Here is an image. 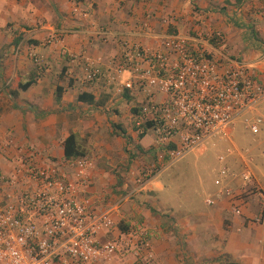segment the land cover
Returning <instances> with one entry per match:
<instances>
[{"label":"crops","instance_id":"crops-1","mask_svg":"<svg viewBox=\"0 0 264 264\" xmlns=\"http://www.w3.org/2000/svg\"><path fill=\"white\" fill-rule=\"evenodd\" d=\"M76 6L88 15L75 12ZM147 15L149 27L142 29ZM210 29L224 34L222 52L264 83V0H0V174L11 172L19 148H34L41 160L64 158V140L73 134L82 156L94 163L90 191L100 209L112 208L115 230L109 236L142 222L152 233L155 264H264V208L255 196H241L239 216L228 198L195 218L159 207L158 175L172 160L152 132L140 137L136 131L133 113L142 95L87 78L89 67L117 63L123 39L155 48L166 32ZM81 93L93 101L77 100ZM254 106L264 115V96ZM151 163L158 174L116 205ZM246 164L232 157L225 169L235 173ZM239 182L225 180L235 190ZM258 214L262 223L247 221ZM109 264L140 263L126 256Z\"/></svg>","mask_w":264,"mask_h":264},{"label":"built area","instance_id":"built-area-1","mask_svg":"<svg viewBox=\"0 0 264 264\" xmlns=\"http://www.w3.org/2000/svg\"><path fill=\"white\" fill-rule=\"evenodd\" d=\"M74 11L88 15L77 6ZM149 18L140 24L142 29L149 27ZM223 42L219 29L166 32L155 48L123 39L117 63L89 67L87 78H104L117 83L118 92L142 95L133 113L136 131L152 132L173 160L202 146L210 135H229L233 118L264 96V83L222 52ZM254 121L249 127L257 133L262 119ZM93 170L87 156L41 160L32 147L18 149L11 172L0 174V264H109L126 256L155 264L152 233L142 222L109 236L115 230L112 208L100 209L90 191ZM157 170L154 163L141 168L135 186L116 205L141 190ZM221 173L237 177L238 190L225 184L215 199H206L207 205L228 198L231 213L239 216L243 194L250 193L264 208V186L255 184L248 164L238 173ZM214 183L221 185V180ZM262 220L258 214L247 221Z\"/></svg>","mask_w":264,"mask_h":264},{"label":"rangeland","instance_id":"rangeland-1","mask_svg":"<svg viewBox=\"0 0 264 264\" xmlns=\"http://www.w3.org/2000/svg\"><path fill=\"white\" fill-rule=\"evenodd\" d=\"M253 107V110H244L233 118L229 135H210L204 142L203 152L198 148L189 150L160 170L158 179L162 188L157 189L156 196L159 207H168L174 217L189 213L195 218L199 213L209 212L213 206L205 201L207 198L215 199L225 185L228 177L221 172L228 167L227 162L232 157H237L242 165L244 161L248 162L252 174L264 183V120L257 123L259 131L253 133L249 125L260 116L258 106ZM145 158L149 161L153 156ZM242 165L235 168V173L242 170ZM216 179L221 180V185L214 183ZM221 258L222 262L228 260V257Z\"/></svg>","mask_w":264,"mask_h":264},{"label":"trees","instance_id":"trees-1","mask_svg":"<svg viewBox=\"0 0 264 264\" xmlns=\"http://www.w3.org/2000/svg\"><path fill=\"white\" fill-rule=\"evenodd\" d=\"M77 100L92 102L93 96L91 94L81 93L77 95ZM143 135L144 133L139 136L141 137ZM63 148H64L65 157H76V156L84 155V153L78 148L76 139L73 134H70L69 136L65 138L64 143H63ZM225 264H241V263L230 261V262H226Z\"/></svg>","mask_w":264,"mask_h":264}]
</instances>
